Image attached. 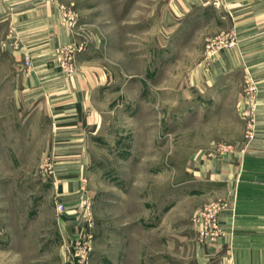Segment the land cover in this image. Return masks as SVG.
<instances>
[{"label":"rangeland","instance_id":"obj_1","mask_svg":"<svg viewBox=\"0 0 264 264\" xmlns=\"http://www.w3.org/2000/svg\"><path fill=\"white\" fill-rule=\"evenodd\" d=\"M228 1L43 0L74 35L49 65L93 87L74 141L57 136L46 110L19 105L34 67L16 76L10 18L0 20V264H72L80 232L92 236L88 264H194L201 235L220 236L225 181L198 171L241 163L261 106L245 59L259 47L244 46L241 29L259 14L241 4L236 15ZM211 205L215 236L195 220Z\"/></svg>","mask_w":264,"mask_h":264},{"label":"crops","instance_id":"obj_2","mask_svg":"<svg viewBox=\"0 0 264 264\" xmlns=\"http://www.w3.org/2000/svg\"><path fill=\"white\" fill-rule=\"evenodd\" d=\"M11 2L15 11L9 12L11 8L0 0V20L10 18L8 25L11 27V37L7 39V43L12 47L17 63L16 76L26 69L25 60H29L30 65L34 67L30 77L24 78L20 90L22 101L18 102L19 105L29 109L35 106L46 110L48 115L54 118L57 136L66 140H82L78 130L84 127L88 110L87 94L91 93L93 87L82 86L83 74L79 73L73 76L71 81H66V78L59 76V68L49 65L54 60L55 47L72 42L74 35L66 25L59 23L55 14L57 8L52 3H45L43 0ZM228 2L236 15L245 10L240 9L247 7L244 5H249L246 11L259 14L258 26L241 28L245 32L244 46L259 47L245 58L253 62L252 70L258 71V99L261 104L257 112L259 130L255 148L240 156L239 165L234 164L233 157H226L217 163L213 161L212 165L201 167L198 171L202 176L209 172L211 180L218 179L214 175H220V180L225 181L224 186L228 190V205L218 213L220 236L209 241L208 236L202 238L201 235L202 244L193 250L196 261L194 264L210 261H217L216 264H264V0ZM241 4L243 6L238 7ZM53 95L57 97H51ZM238 155H235L237 159ZM74 184L70 180L60 183L58 187L60 191H69L73 189ZM64 194L65 192L61 194V198ZM65 200L67 205L74 201L71 196L65 197ZM63 218L68 220L66 214L60 217V221ZM74 220L67 222L72 223ZM66 233L69 234L67 231Z\"/></svg>","mask_w":264,"mask_h":264},{"label":"built area","instance_id":"obj_3","mask_svg":"<svg viewBox=\"0 0 264 264\" xmlns=\"http://www.w3.org/2000/svg\"><path fill=\"white\" fill-rule=\"evenodd\" d=\"M68 13H67V17H68ZM63 14L64 16L66 15L65 11L63 12ZM69 17L72 19V16ZM71 19L69 20V23H71ZM25 65L29 66L30 61L25 60ZM62 206L63 204H59L57 206V209L62 208ZM217 211H218L217 207L211 205L208 208H205L203 211H199L197 213V216L195 217L196 225L199 226L201 232L206 233V235H210V236L216 235V232L211 230L217 228L216 219H215ZM91 237L92 236L90 233L80 232L78 235H76L74 239H72L70 244L71 245L70 255L72 257V264L89 263L90 254L92 252Z\"/></svg>","mask_w":264,"mask_h":264}]
</instances>
